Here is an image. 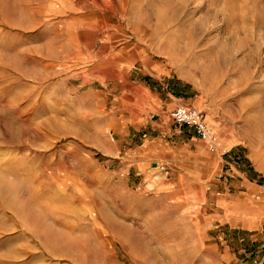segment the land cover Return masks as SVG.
Segmentation results:
<instances>
[{
  "label": "rangeland",
  "instance_id": "obj_1",
  "mask_svg": "<svg viewBox=\"0 0 264 264\" xmlns=\"http://www.w3.org/2000/svg\"><path fill=\"white\" fill-rule=\"evenodd\" d=\"M0 264H264V0H0Z\"/></svg>",
  "mask_w": 264,
  "mask_h": 264
},
{
  "label": "built area",
  "instance_id": "obj_2",
  "mask_svg": "<svg viewBox=\"0 0 264 264\" xmlns=\"http://www.w3.org/2000/svg\"><path fill=\"white\" fill-rule=\"evenodd\" d=\"M173 124L179 127H188L193 130L197 138L203 141L209 153H219L223 145L219 137L205 121L203 114L192 106H178L171 112ZM227 152H223L225 155ZM157 168L166 171L165 166L157 165Z\"/></svg>",
  "mask_w": 264,
  "mask_h": 264
},
{
  "label": "crops",
  "instance_id": "obj_3",
  "mask_svg": "<svg viewBox=\"0 0 264 264\" xmlns=\"http://www.w3.org/2000/svg\"><path fill=\"white\" fill-rule=\"evenodd\" d=\"M180 105V104H179Z\"/></svg>",
  "mask_w": 264,
  "mask_h": 264
}]
</instances>
